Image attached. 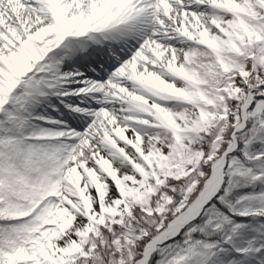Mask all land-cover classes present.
<instances>
[{
  "label": "snow or ice",
  "instance_id": "obj_1",
  "mask_svg": "<svg viewBox=\"0 0 264 264\" xmlns=\"http://www.w3.org/2000/svg\"><path fill=\"white\" fill-rule=\"evenodd\" d=\"M0 264H264V0H0Z\"/></svg>",
  "mask_w": 264,
  "mask_h": 264
}]
</instances>
